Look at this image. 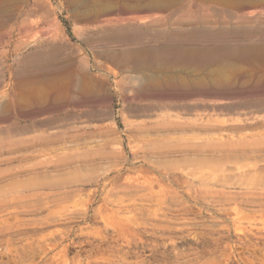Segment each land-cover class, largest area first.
Listing matches in <instances>:
<instances>
[{
    "label": "rangeland",
    "instance_id": "rangeland-1",
    "mask_svg": "<svg viewBox=\"0 0 264 264\" xmlns=\"http://www.w3.org/2000/svg\"><path fill=\"white\" fill-rule=\"evenodd\" d=\"M0 264H264V0H0Z\"/></svg>",
    "mask_w": 264,
    "mask_h": 264
}]
</instances>
